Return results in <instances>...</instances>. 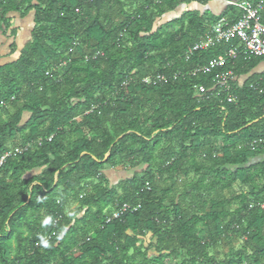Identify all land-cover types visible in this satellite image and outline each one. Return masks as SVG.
I'll return each instance as SVG.
<instances>
[{
  "label": "trees",
  "instance_id": "obj_1",
  "mask_svg": "<svg viewBox=\"0 0 264 264\" xmlns=\"http://www.w3.org/2000/svg\"><path fill=\"white\" fill-rule=\"evenodd\" d=\"M210 2L0 0V35L14 56L0 63V157L9 153L0 167V264H264V162L250 164L264 143L249 147L264 139V79L230 83L231 103L215 95L222 74L245 76L264 57L239 55L192 76L237 46L187 55L208 27L236 14L219 2L213 15ZM17 17L31 22L20 49ZM153 75L166 82L142 84ZM200 85L215 96L196 99ZM137 165L141 174L106 185L104 167ZM188 173L195 180L170 198L174 178ZM162 176L171 183L164 189L155 185ZM236 182L245 191L226 198ZM123 204L140 207L112 219ZM233 238L239 253L209 255Z\"/></svg>",
  "mask_w": 264,
  "mask_h": 264
},
{
  "label": "built area",
  "instance_id": "obj_2",
  "mask_svg": "<svg viewBox=\"0 0 264 264\" xmlns=\"http://www.w3.org/2000/svg\"><path fill=\"white\" fill-rule=\"evenodd\" d=\"M89 3L91 0H77ZM159 1V0H154ZM222 2L227 6L235 9V16L229 18L220 17L214 24L208 27L206 33L192 46L187 55L191 53L206 52L213 46H220L230 41H236V48H229L224 54L218 55L207 61L205 65L198 66L194 69L192 76L197 74H206L210 70L222 67L227 59H234L236 56L241 55L245 60L252 58L264 57V0H234L226 2L221 0H213ZM142 84L146 86H156L166 82V78L162 75H153L145 77L141 80ZM233 76L230 72L222 74L217 86L219 87L218 93L213 90L207 91L201 85L194 86L193 92L196 99L206 100L212 96L219 95V93H227V103H231L232 99L229 97ZM249 89L258 91L262 94L263 91L257 89L254 85H249ZM215 94V95H214ZM264 143V139H257L250 142L249 147L254 151L258 145ZM20 150L15 149L13 154L18 153ZM9 153L0 157V167L4 159ZM145 191L149 192L150 188L147 184L144 187ZM139 204L130 205L123 204L115 210L111 218L116 219L123 214L132 213L139 209ZM264 208V204L260 205Z\"/></svg>",
  "mask_w": 264,
  "mask_h": 264
},
{
  "label": "rangeland",
  "instance_id": "obj_3",
  "mask_svg": "<svg viewBox=\"0 0 264 264\" xmlns=\"http://www.w3.org/2000/svg\"><path fill=\"white\" fill-rule=\"evenodd\" d=\"M190 8H193V7H187L186 9L189 10ZM90 14L92 15L93 14V11L90 12ZM174 17L173 15L172 16H168V17H165L163 20L166 21V20H169L170 18ZM18 18V17H17ZM19 21L22 20L23 23H20V24H17L15 22V19H12L11 20V26L12 28H14V26L17 24L20 25L18 26L19 30H17V35H16V43H17V46L18 48H22L28 41H29V30L31 28V22H30V18L29 17H25L23 19H18ZM11 43V39L9 40H4L1 35H0V45H1V48H0V63H4V62H7V61H10L14 56H9L8 53H9V49H8V46L9 44ZM128 168V167H126ZM144 166H141V165H137L136 167L134 168H128V169H124L122 167H117V168H109V167H104L102 169V175L104 176V178H106L107 180V183L106 185L108 186H111L121 180H124V179H128L130 178L132 175L134 174H141L144 170ZM195 176L192 174V173H188L187 176H176L173 180V185L171 186L173 192H175V194H173L171 192V194H169L170 198L172 197L173 199L177 198V196L179 195V193L182 191V189L189 183V182H192L195 180ZM170 181L167 180L166 176H162V177H156L155 179V185L158 186V188L160 189H164L168 186H170ZM241 191H245V188L241 187L239 185L238 182H236L233 186H232V189H231V192H228V191H223V195L228 198L231 194H238L240 193ZM205 194L207 193H201V196H205ZM191 195L195 196V192L192 191L191 192ZM169 198V197H168ZM168 203V200L167 202ZM76 205L74 204H70L68 209L70 211H73L76 207ZM235 205L232 206V208H234ZM205 210V209H204ZM202 210V211H204ZM200 238H204L205 237V233L204 231H200V235H199ZM145 244L148 243V238L145 240ZM240 244H241V241L236 239V238H233L230 243H227V242H221L219 243L215 248L213 249H209V255H212L214 256L215 258L217 259H222L224 256H228L230 253H239L240 252ZM71 253L73 254H77V249H73L71 251ZM166 264H176L175 260L170 257L166 260Z\"/></svg>",
  "mask_w": 264,
  "mask_h": 264
},
{
  "label": "crops",
  "instance_id": "obj_4",
  "mask_svg": "<svg viewBox=\"0 0 264 264\" xmlns=\"http://www.w3.org/2000/svg\"><path fill=\"white\" fill-rule=\"evenodd\" d=\"M218 1L210 2L204 9H207L209 13L213 15H218L222 11V6H219ZM15 22L17 24L23 23L22 20H18V18H15ZM17 24L14 26L17 30H19ZM257 75L260 76L262 79H264V60L259 62L247 75L236 78L233 77V82L237 85V87H240L249 77ZM259 162H264V154L256 156L254 159L250 161V164H255ZM39 171H37L38 173Z\"/></svg>",
  "mask_w": 264,
  "mask_h": 264
},
{
  "label": "water",
  "instance_id": "obj_5",
  "mask_svg": "<svg viewBox=\"0 0 264 264\" xmlns=\"http://www.w3.org/2000/svg\"><path fill=\"white\" fill-rule=\"evenodd\" d=\"M224 4V3H223ZM107 157V155H105V158ZM105 158L103 160H105Z\"/></svg>",
  "mask_w": 264,
  "mask_h": 264
}]
</instances>
